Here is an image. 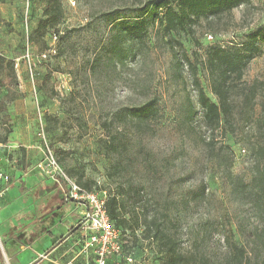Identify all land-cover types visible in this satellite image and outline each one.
<instances>
[{"label":"rangeland","instance_id":"1","mask_svg":"<svg viewBox=\"0 0 264 264\" xmlns=\"http://www.w3.org/2000/svg\"><path fill=\"white\" fill-rule=\"evenodd\" d=\"M43 1L0 0V56L14 64L13 73L4 70L0 75L5 108L0 113V138L8 129L25 128L30 135L20 144H33L42 158L44 146L37 137L41 122L68 176L83 173L90 190L106 196L119 185L128 188L135 205L127 201V211L154 215L184 255L221 263L229 230L238 244H245L247 234L242 232L252 229L242 220L249 216L250 206L232 196L226 170L219 164L230 160L231 172L249 183L250 150L264 128V43L244 68L242 80L233 83L230 111L211 132L196 103L188 67H175L155 27L148 28L141 42L126 44L130 50L123 64L113 58V21L133 20L135 9L147 0H61L56 55L40 60L52 33L44 36L45 45L31 40L44 19ZM258 26H264V0H251L228 15L200 20L194 38L180 40L191 60L197 56L202 61L211 42L230 47ZM201 79L206 95L216 102L209 77ZM154 97L155 117L145 121L125 115ZM202 186L204 195L199 193ZM73 231L71 240L60 241L55 255L60 264H94L92 254L81 253L83 242ZM127 231L123 240L133 264H162L142 227Z\"/></svg>","mask_w":264,"mask_h":264},{"label":"trees","instance_id":"2","mask_svg":"<svg viewBox=\"0 0 264 264\" xmlns=\"http://www.w3.org/2000/svg\"><path fill=\"white\" fill-rule=\"evenodd\" d=\"M43 2L42 16L44 19L40 20L32 31L31 40H39L45 45L43 39L50 30L52 33H59L58 25L63 17V9L61 0H44ZM250 2L251 0H147L135 9L133 20L113 21L112 28L116 31L111 45L113 58L123 64L130 50L126 44L141 42L148 28L155 27L169 48L175 67L179 70L184 65L188 67L191 84L196 92V103L202 111L204 125L214 132L220 127L222 117L230 111L229 97L233 83L242 80L243 71L248 62L260 54L259 44L264 43V26L250 30L241 42L233 40L230 47L225 48L218 42H211V45L204 50L202 61L197 56L192 60L188 57L180 38L182 36L194 38L195 26L200 20L220 18L230 14L233 9L248 5ZM13 65L12 61H7L0 56V75L4 70L13 73ZM206 75L209 77L211 92L216 102L206 95L202 85L201 78ZM256 84L254 83L249 88L251 98L255 96ZM0 87H2L1 81ZM157 104V99L154 97L138 107L128 109L125 115L147 121L156 116ZM192 107L190 103V111ZM4 111L3 101L0 100V113ZM3 117L6 123L7 115ZM8 134L9 130H6L5 136L0 138L1 144H7ZM250 154L253 167L249 183L231 172L230 160L228 164L221 162L219 164L226 170L225 176L231 186L232 196L250 206L249 216L242 217V220L246 219L252 226L251 230L242 232L243 235L247 234L245 244H238L234 240V232L229 230L228 236H225L227 255L219 264H264V128L260 140L253 144ZM71 174V178L74 177L75 179H72L80 187L90 190V181L84 180L83 173L72 172ZM128 190L119 185L115 193L107 196V215L113 226L121 232L123 244L121 253L118 256H109L106 264L110 262L133 264V254L125 251L123 238L129 234L127 230L135 231L140 227L147 234V238L155 243L162 264H217L204 258L196 260L184 255L179 249L177 240L169 235L163 229L162 223L154 215H149L148 211H127L126 202L133 200ZM199 190V193L204 195L205 187L202 186ZM132 205H135L134 200ZM129 258L131 262L127 261Z\"/></svg>","mask_w":264,"mask_h":264},{"label":"crops","instance_id":"3","mask_svg":"<svg viewBox=\"0 0 264 264\" xmlns=\"http://www.w3.org/2000/svg\"><path fill=\"white\" fill-rule=\"evenodd\" d=\"M29 135L13 128L7 144L0 143V172L10 178L0 184V264H60L57 250L73 230L78 234L86 208L65 202L56 184L39 173L40 153L33 144H20Z\"/></svg>","mask_w":264,"mask_h":264},{"label":"built area","instance_id":"4","mask_svg":"<svg viewBox=\"0 0 264 264\" xmlns=\"http://www.w3.org/2000/svg\"><path fill=\"white\" fill-rule=\"evenodd\" d=\"M60 34V32L51 34V43L39 54L38 58L40 60H46L56 55V44ZM205 38L208 41L212 40L211 35ZM26 56L29 61L28 51ZM30 73L32 77L31 69ZM37 137L43 144L44 150L36 169L44 178L56 184L65 202H74L86 208L77 225L80 241L83 242L81 253L85 256L92 254L94 264H106L109 256H118L121 253L123 244L121 232L113 226L107 215L106 194L83 189L63 171L58 159L47 143L41 122L39 123ZM9 180L7 174L0 172V184L8 183ZM127 261L131 262V259L129 258Z\"/></svg>","mask_w":264,"mask_h":264}]
</instances>
